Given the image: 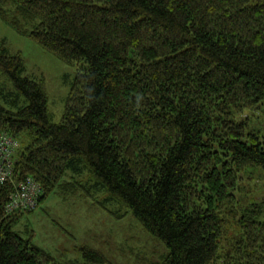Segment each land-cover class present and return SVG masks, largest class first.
Instances as JSON below:
<instances>
[{"label": "trees", "instance_id": "16d2710c", "mask_svg": "<svg viewBox=\"0 0 264 264\" xmlns=\"http://www.w3.org/2000/svg\"><path fill=\"white\" fill-rule=\"evenodd\" d=\"M0 18L77 66L52 124L43 79L0 46L13 87L0 89V134L18 143L0 184V264H58L15 227L78 193L118 219L106 206L129 208L168 249L161 264H264V198L234 213L243 181L264 174L247 123L264 108V0H0ZM26 178L42 188L36 207L6 215ZM77 250L83 263L63 264H110Z\"/></svg>", "mask_w": 264, "mask_h": 264}, {"label": "rangeland", "instance_id": "374dc122", "mask_svg": "<svg viewBox=\"0 0 264 264\" xmlns=\"http://www.w3.org/2000/svg\"><path fill=\"white\" fill-rule=\"evenodd\" d=\"M26 30L18 32L0 18V46L10 56H21L25 67L23 77L36 82L43 79L48 117L52 124H59L77 66L66 64L42 49L28 37ZM0 89L2 92L13 90L11 83L1 74ZM10 100L13 101V98ZM19 106H22L21 102ZM249 116V130L264 137V108ZM237 120L242 119L238 117ZM21 140L25 143L27 138ZM242 185L247 188L237 193L239 204L234 213H239L240 207L253 199L261 203L260 199L264 198V174L256 173L252 181L244 180ZM106 209L116 216L122 213L124 217L118 219L107 214L80 193L65 198L52 194L34 214L23 215L15 231L25 238L27 235L23 229L28 226L35 232L33 244L49 253L58 264L71 261L83 263L82 252L77 250L81 247L99 253L110 264L162 263L168 249L143 228L129 208L112 204ZM262 213L264 216V207ZM228 219L232 221L231 215ZM260 219L264 221V218Z\"/></svg>", "mask_w": 264, "mask_h": 264}, {"label": "built area", "instance_id": "2783aa9c", "mask_svg": "<svg viewBox=\"0 0 264 264\" xmlns=\"http://www.w3.org/2000/svg\"><path fill=\"white\" fill-rule=\"evenodd\" d=\"M18 149L17 141L8 134H0V184L12 177L13 155ZM17 193L13 195L5 207V214L12 215L19 210H33L42 195L41 186L32 178H26L17 186Z\"/></svg>", "mask_w": 264, "mask_h": 264}, {"label": "bare ground", "instance_id": "6f19581e", "mask_svg": "<svg viewBox=\"0 0 264 264\" xmlns=\"http://www.w3.org/2000/svg\"><path fill=\"white\" fill-rule=\"evenodd\" d=\"M17 191H18V189H17V187L14 189V192L11 194V196H10V199H11V197L13 196V195H15L16 193H17ZM10 201V200H9Z\"/></svg>", "mask_w": 264, "mask_h": 264}, {"label": "crops", "instance_id": "0c3cea01", "mask_svg": "<svg viewBox=\"0 0 264 264\" xmlns=\"http://www.w3.org/2000/svg\"><path fill=\"white\" fill-rule=\"evenodd\" d=\"M34 214V213H33Z\"/></svg>", "mask_w": 264, "mask_h": 264}]
</instances>
